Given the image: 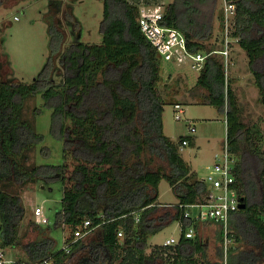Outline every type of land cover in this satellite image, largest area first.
Returning a JSON list of instances; mask_svg holds the SVG:
<instances>
[{
  "label": "trees",
  "instance_id": "trees-1",
  "mask_svg": "<svg viewBox=\"0 0 264 264\" xmlns=\"http://www.w3.org/2000/svg\"><path fill=\"white\" fill-rule=\"evenodd\" d=\"M226 1L235 7L229 36L246 52L264 116V0ZM215 2L173 0L164 6L161 24L182 32L192 53L208 54L192 88L201 90L202 103L225 112L235 188L244 203L230 214V237L238 244L228 247L227 264H264V147L256 143L260 133L241 119L217 35L210 40L212 26L205 11ZM138 5L103 0L99 44L64 46V31L51 11L49 53L36 77L27 83L0 80V248L19 247L21 256L15 259L21 264L45 258L54 264L220 263L208 257V244L198 233L200 222L209 221L192 222L184 216V205L202 201L208 186L179 153L182 140L188 143L189 137L174 142L163 132L166 98L159 83L172 74H161L162 59L140 30ZM65 17L71 18L67 12ZM37 93L51 108L52 134L63 143L60 164L33 160L43 136L24 108ZM38 111L31 109L33 116ZM244 142L261 163L254 178L245 175ZM161 179L168 182L177 203L158 201ZM51 182L64 187L61 209L52 225H41L28 217L22 192ZM87 218L96 225L92 234L72 243L68 252L58 248L52 231L66 226L71 232ZM173 221L180 227L178 241L147 252V238ZM188 228L193 237H184ZM29 232L35 235L30 238ZM215 236L221 241L220 228ZM221 254L220 245L216 256Z\"/></svg>",
  "mask_w": 264,
  "mask_h": 264
},
{
  "label": "rangeland",
  "instance_id": "rangeland-1",
  "mask_svg": "<svg viewBox=\"0 0 264 264\" xmlns=\"http://www.w3.org/2000/svg\"><path fill=\"white\" fill-rule=\"evenodd\" d=\"M130 1L140 5L147 0ZM148 1L160 4L164 9V6L173 0ZM225 1L216 0L210 7V11H205L212 26L213 35L210 40L213 41L214 36L217 35V47L222 49L225 48L224 29L227 27L231 31L233 27V18L227 24L223 20ZM51 11L55 12V18L59 20L60 28L64 31V46L71 42L89 44L101 42L99 27L103 17V0H2L0 4V80L27 83L36 77L49 53L48 18L52 15ZM66 12L71 18L65 17ZM221 39H223L222 44ZM226 40L228 41L227 55L220 54L224 61L225 74L232 79L231 85L240 106L242 121L246 127L260 133L261 137L256 143L261 149L264 147V116L259 92L249 68L246 52L232 37L228 36ZM160 62L161 74L163 76L172 74L170 79L163 77L159 83L160 91L166 98L162 111L163 132L174 142H178L181 136L189 137L188 143L181 146L179 153L196 172L198 178H202L209 172L207 166L212 162L213 153L220 149L225 139V112L213 105L202 103L199 97L201 90L192 88L200 68L192 66L188 61L179 65L164 60ZM56 69H59L57 64ZM54 77V83L58 84L60 78L56 74ZM174 102H179L185 109L180 119L174 117ZM32 107L39 108L34 116L31 113ZM24 114L28 119H32L35 130L43 136L33 152L34 162L36 164L62 163L63 143L51 132V108L43 105L40 93L28 100ZM189 126L195 127L194 132H190ZM241 146L244 150L245 175L248 178L252 176L254 178L261 163L248 148L247 143L244 142ZM42 148H46L47 152L44 153ZM68 163L67 172L71 169V162L68 161ZM63 189L59 182H51L45 186L34 184L25 189L22 192V199L28 209V217L34 220L33 209L41 206L48 219L45 225H52L56 213L61 209L60 199ZM158 192V201L163 204L177 200L165 179L160 180ZM189 211L195 214L198 209L193 207L189 208ZM200 223L198 233L208 244V257L218 260L216 252L221 241L216 239L215 235L219 225L212 222ZM69 234L70 229L66 226L52 231L58 248L63 246ZM91 234L82 239H87ZM179 234L178 223L171 222L147 238L146 251L149 252L154 247H158L166 239L178 238ZM34 235L33 232L28 233L30 238ZM28 236L26 235L24 239ZM232 240L230 245L238 244L233 238ZM2 250L6 257L13 259L20 258L22 252L19 247L2 248Z\"/></svg>",
  "mask_w": 264,
  "mask_h": 264
},
{
  "label": "built area",
  "instance_id": "built-area-1",
  "mask_svg": "<svg viewBox=\"0 0 264 264\" xmlns=\"http://www.w3.org/2000/svg\"><path fill=\"white\" fill-rule=\"evenodd\" d=\"M152 2V1H151ZM235 7L233 3L225 1L223 5V20L227 24L234 17ZM164 9L160 4L150 3L148 0L138 5V24L143 35L148 41L155 47L158 56L164 60L173 64L179 65L183 62H190L194 67L200 68L204 62L205 57L208 54L197 52L192 53L188 50L187 41L185 36L179 30L167 27L161 24L163 19ZM225 48L218 51L222 55H227V44L230 31L225 27ZM235 41L236 38H233ZM187 62V63H188ZM174 117L180 119L182 114L185 113V109L179 102L173 103ZM190 132H194L195 127L189 126ZM187 140L183 139L182 145H186ZM181 149V148H180ZM209 172L206 176L200 178L208 186V193L204 196L202 201L192 203L186 206L187 210L184 212V216L193 221H209L219 225L222 231L221 250L222 254L219 258V264H227V250L230 246L232 238L230 237V214L239 209V194L235 188V158L229 150L226 134L225 139L222 141L220 149L213 153L212 162L207 166ZM197 208L198 212L192 214L189 208ZM34 220L36 223L45 225L48 223L47 217L44 215L41 206H36L33 209ZM136 216V220H137ZM179 225V224H178ZM91 219H84L80 224L75 226L70 232L69 236L64 240L62 248L66 252L69 251V247L72 243L84 236L90 234L94 227ZM122 231H117V236L121 237ZM194 232L192 228H188L184 237H193ZM179 238V237H178ZM178 238L166 239L162 244L171 245L178 241ZM22 262L16 261V259L6 257L2 248L0 249V264H21ZM30 264H54L52 260L47 258L42 259L39 262Z\"/></svg>",
  "mask_w": 264,
  "mask_h": 264
},
{
  "label": "water",
  "instance_id": "water-1",
  "mask_svg": "<svg viewBox=\"0 0 264 264\" xmlns=\"http://www.w3.org/2000/svg\"><path fill=\"white\" fill-rule=\"evenodd\" d=\"M243 206H244V203L242 202V199H240L238 207L242 208Z\"/></svg>",
  "mask_w": 264,
  "mask_h": 264
},
{
  "label": "crops",
  "instance_id": "crops-1",
  "mask_svg": "<svg viewBox=\"0 0 264 264\" xmlns=\"http://www.w3.org/2000/svg\"><path fill=\"white\" fill-rule=\"evenodd\" d=\"M161 203H162V202H161ZM175 203H177V200H176L175 202H168V203H166V204L170 205V204H175Z\"/></svg>",
  "mask_w": 264,
  "mask_h": 264
}]
</instances>
